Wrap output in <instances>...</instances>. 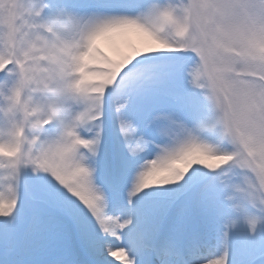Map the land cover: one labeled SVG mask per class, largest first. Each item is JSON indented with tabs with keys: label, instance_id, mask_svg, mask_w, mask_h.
<instances>
[{
	"label": "snow or ice",
	"instance_id": "snow-or-ice-1",
	"mask_svg": "<svg viewBox=\"0 0 264 264\" xmlns=\"http://www.w3.org/2000/svg\"><path fill=\"white\" fill-rule=\"evenodd\" d=\"M0 264H264V0H0Z\"/></svg>",
	"mask_w": 264,
	"mask_h": 264
}]
</instances>
